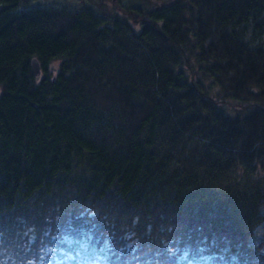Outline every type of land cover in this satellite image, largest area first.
Segmentation results:
<instances>
[{
	"label": "trees",
	"instance_id": "16d2710c",
	"mask_svg": "<svg viewBox=\"0 0 264 264\" xmlns=\"http://www.w3.org/2000/svg\"><path fill=\"white\" fill-rule=\"evenodd\" d=\"M35 1L0 0V264H264V0Z\"/></svg>",
	"mask_w": 264,
	"mask_h": 264
},
{
	"label": "rangeland",
	"instance_id": "374dc122",
	"mask_svg": "<svg viewBox=\"0 0 264 264\" xmlns=\"http://www.w3.org/2000/svg\"><path fill=\"white\" fill-rule=\"evenodd\" d=\"M100 0H36L32 7H37V6H44V7H48V6H64V7H68V8H72V9H76V8H90L92 10H96L98 11L99 8V4H100ZM128 3L126 5H129V0L127 1ZM143 3V4H147L146 1H137L135 4L137 3ZM257 237H262V236H258ZM186 264H200V262H187Z\"/></svg>",
	"mask_w": 264,
	"mask_h": 264
},
{
	"label": "water",
	"instance_id": "95a60500",
	"mask_svg": "<svg viewBox=\"0 0 264 264\" xmlns=\"http://www.w3.org/2000/svg\"><path fill=\"white\" fill-rule=\"evenodd\" d=\"M31 68L34 75L39 76L41 74L40 63L37 58H32Z\"/></svg>",
	"mask_w": 264,
	"mask_h": 264
}]
</instances>
